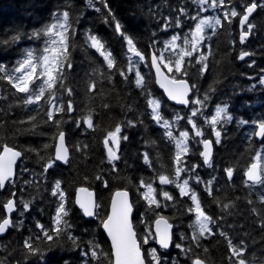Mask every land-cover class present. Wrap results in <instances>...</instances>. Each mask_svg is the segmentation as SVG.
<instances>
[{
  "label": "trees",
  "instance_id": "1",
  "mask_svg": "<svg viewBox=\"0 0 264 264\" xmlns=\"http://www.w3.org/2000/svg\"><path fill=\"white\" fill-rule=\"evenodd\" d=\"M251 1L231 0L229 4V0H225V7L212 8L210 3L200 5L194 0H91V4L89 0H0V62L8 72L29 49L42 56L47 46L44 41L48 38L29 39L28 35L54 23L56 16L69 11V47L61 77L64 87H60L61 80H58L53 89L57 97L54 102L57 106L63 104L65 110L55 113L54 121H48L46 115L51 107L47 92L38 105H25V94L17 93L6 79H0V151L7 144L22 152L14 183L6 184L5 189L0 190V202H6L15 192L17 211L12 214V219L14 222L23 221L19 228H9L0 236V264H82L84 259L89 264H102L103 259L93 260L90 253L88 257L81 256L82 250L88 251L89 241L99 245L98 253L106 251L110 264V245L101 229V221L107 215L111 194L117 188L130 191L135 209L133 224L140 241L152 233L151 222L156 216H166L174 224L173 243L169 250L160 248L154 239L142 245L147 264L150 259L147 252L151 248L164 258L163 264H192L196 257L207 264H238L239 258H243L246 264H264V184L248 182L243 174L259 152L264 179V138L253 135L257 126L254 122L264 121V84L260 83L264 78V0H256L260 6L249 17L254 27L243 43L239 36L240 16L231 18L232 23L224 20V12L230 11L232 5L243 13L242 5ZM181 8L185 9L186 15L181 14ZM207 17H219L221 25L216 26L215 31L206 27V39L196 45L191 57H185L187 75L168 72L177 78H186L196 86L190 99H203L205 94L211 97L201 112L192 118L204 132L202 137H195V130L187 117L193 108L201 106L190 103L184 108L170 103L155 83L149 54L154 51L158 56L163 55L167 62L174 61L181 49L192 51L190 42L195 40L192 35L195 25L199 19ZM177 19L179 27L176 26ZM117 22L122 31L133 38L136 49L145 57L143 61L127 51L125 40L115 30ZM165 24L169 25L166 29ZM244 30H248L247 25ZM88 34L97 35L113 53L115 68L109 70L106 61L85 44ZM174 35L180 37L176 41L177 47L175 50L166 48L165 44ZM15 36L20 39L12 42ZM241 52L251 55L241 60ZM201 55L207 56L203 63L208 65L203 74L200 72L203 64L197 62ZM69 63L71 68L67 67ZM130 67L132 71H129ZM37 71L39 73L40 69ZM121 71L127 79L120 75ZM136 71L141 73L144 87H137ZM93 84L95 88L90 90ZM67 88L73 90L71 96ZM149 99L161 102L163 118L172 122L168 130L172 131L173 139L170 140L165 135L166 130L151 119ZM69 100L72 101V111H67ZM218 104H227L233 117L222 128L217 125L222 132L220 144L215 143L211 125L207 122L215 114ZM177 114L183 119L175 120ZM88 115L92 116L93 128L84 123ZM240 120L249 123L241 125ZM55 121H59V126ZM128 121H133L135 126H129ZM118 124L122 126L120 136L128 139L120 141L117 153L120 159L109 163L103 141L107 132L113 131ZM59 131L65 132L70 150L68 163L57 161L42 175L45 162L54 158ZM182 131L189 132V152L182 155L181 163L177 165L175 140L180 138ZM203 138L213 141L212 167L205 165L200 156L199 141ZM145 153L149 155L150 164L144 162ZM194 165L198 167L192 171ZM178 166L184 171L177 180L175 169ZM227 168L233 169L231 179L226 175ZM160 175L169 176L174 183L160 184ZM98 176L101 179H97ZM185 179L197 193L206 214L213 218L209 224L213 234L206 233V238H200L199 246L191 239L195 213L188 210L194 207L190 194L181 196L176 187ZM56 180L61 181L65 193V206L70 212L65 219L72 226L67 231L78 237L76 244L68 239L67 231L52 242L35 239L37 235L42 237L36 227L37 221L51 230L59 203L58 196L51 194ZM141 181L156 189L159 208H149L143 199L147 188L141 187ZM79 185L96 191L98 215L94 218H85L74 205V192ZM209 187L211 195L206 191ZM164 191L173 199H165ZM20 200L32 201L23 216L20 215L23 211ZM4 215L0 203V218ZM144 226L146 233L142 235ZM182 236L185 238L181 239ZM29 237L33 238L35 247L45 252L43 259L31 255L24 247V241ZM228 239L237 248L245 249L242 257L232 256ZM175 244L190 247L192 251H181ZM50 245L52 250L48 251Z\"/></svg>",
  "mask_w": 264,
  "mask_h": 264
},
{
  "label": "snow or ice",
  "instance_id": "2",
  "mask_svg": "<svg viewBox=\"0 0 264 264\" xmlns=\"http://www.w3.org/2000/svg\"><path fill=\"white\" fill-rule=\"evenodd\" d=\"M195 3L204 5L209 4L212 8L216 7H225V0H194ZM91 4V0H89ZM229 4H231V0H229ZM107 6V5H105ZM256 3V0H252L250 4L242 5L243 13H240L236 10V6L232 5L230 11L224 12V20H227L229 23H232L231 18H235L240 16L239 25L241 27V35L240 41L243 43L246 37L251 32L254 27L249 22V17L252 13L259 7ZM98 11V9H97ZM109 9V13H110ZM181 14L186 15V11L184 8L180 9ZM196 19V17H192ZM221 25V19L219 17H207L199 19V22L195 25V31L192 35L195 37V40L191 41L192 51L188 49H181V51L177 54V58L174 61L165 62V57L163 55L157 56L156 54L152 55V66L155 67L158 83L160 86L165 89L167 96L170 100L175 101L176 103L184 106H188L190 103L201 106L197 108H193L191 110V115L187 117L188 123L192 125V128L195 130V137H202L204 135L203 130H201L198 125L193 121V117H196L198 113L201 112V108L206 106V102L210 100V95L205 94L203 99L196 98L190 99L189 93L195 89V85H189L186 80L176 79L175 75L173 76H165L161 72V64L165 68L168 69L169 73L173 71L178 74L187 75L185 70V57H191L194 50H196V45L201 41L205 40L204 36L205 28H211L215 31L216 26ZM247 25V31H244V26ZM176 26H180V22L177 19ZM165 29L169 27L168 24L164 25ZM115 30L119 33L126 42L127 51L135 54L139 60L143 61L145 59L144 55L138 51L134 45V40L131 36L125 34L122 31L121 25L117 22L115 24ZM41 37H47L45 40V44L47 45L43 49V55L38 56L34 54V51L29 49L26 52L22 53L21 59L16 61V64L12 67L11 72H8L5 66L0 62V79H6L12 88L16 90L17 93L25 94L23 98V103L25 105H33L39 104L42 99L45 98V93L47 92L50 96L48 103L51 107L47 110L46 115L48 117V121H54V114L63 112L64 106L63 104L57 106L54 102L57 97L53 89L57 87V81L61 80L62 70L64 66V61L67 59V52L69 47V11H64L62 16H56L55 22L51 24H46L42 29L37 30L28 35L29 39H39ZM180 37L178 35H174L171 37V40L165 44L166 48H172L175 50L177 47L176 41ZM20 39L19 36L13 37L12 42H17ZM186 43H189L185 40ZM4 43H9L8 41H4ZM85 44H88L91 49H94L104 61H106L107 68L109 70L116 67V60L113 57V53L108 50L105 44L101 41V39L95 34H88L85 39ZM251 55L248 52H241L239 59L243 60L246 56ZM207 60V56L201 55L198 63L203 64L200 69L201 74L208 70V65L203 63ZM129 62L131 64V58H129ZM68 68H71L72 65L69 63L67 65ZM40 69L39 73L37 69ZM133 69L130 67L129 71ZM121 76H124L127 79V76L123 71L120 72ZM135 83L137 87H144V80L139 71L135 72ZM261 84H264V78L260 80ZM60 87H64L62 80L60 83ZM95 88V84L91 85L90 90ZM69 96L72 95V89H66ZM148 106L151 108V119L154 120L157 124L161 125L166 131L165 135L171 140L173 139L172 131L168 130L172 127V122L167 119H164L161 114V102L157 99H149L147 101ZM107 107V105H105ZM72 101L69 100L67 104V111H72ZM30 120H35V117H30ZM183 119L179 114L176 115L175 120L179 121ZM233 120V117L228 112V105H216L215 106V114L211 116L210 121H207L212 128V131L215 136V143H221V130L217 129V125H220L222 128L224 124H227ZM59 126V121H55ZM84 123L87 124L88 128H93V119L91 115H88L84 118ZM241 125L249 123V121L240 120L238 122ZM257 125L258 131L253 133L254 136L259 138H264V121L254 122ZM129 126H135L133 121H128ZM122 132V126L116 125L113 131H108L107 135L103 141L104 146L107 150V158L109 163H113L116 160H119L118 156L119 146L121 139L127 140V136L121 137L120 134ZM180 138L175 140V147L177 149L175 155V163L179 165L181 163L182 155L187 154L189 152L188 148V131L180 132ZM58 144L55 149L54 158L50 157L44 164L43 174L47 173L49 169H52L57 161L68 163L69 160V149L65 144V133L63 131H59L57 135ZM199 143L203 144V151L200 152V156L203 158V163L209 167H212V156H213V141L209 139H203L199 141ZM111 144V146H110ZM22 153L20 151L15 150L12 147H9L7 144L3 145L2 151H0V190L5 189L6 184L14 183L15 178V166L17 159L20 158ZM256 162L252 163L250 167L247 169L245 175L248 181L253 182L254 184H264V179H262V169L260 165L261 154L259 152L256 153ZM144 162L146 164H150L149 155L147 153L144 154ZM198 165H194L192 171H195V168ZM26 170V169H25ZM113 171H115V165L113 164ZM184 171L182 167H176L175 176L177 180L180 178L181 172ZM226 175L228 179L233 177V169L227 168L225 169ZM97 179H101V177H97ZM199 182V177L196 178ZM159 182L162 185L172 184L174 181L169 178L167 175H160ZM26 183H29L26 181ZM105 186H107V182L105 181ZM211 184V181H209ZM141 187H146L147 192L143 194V199L147 201L149 208L151 209L153 206L156 208L160 207V202L157 199L155 192L156 189L153 188L152 184L145 183L141 181ZM176 187L179 189L181 196H189L194 207H190L188 210L190 212L195 213V221L191 227L194 228V232L192 234V241L199 246L200 238H206L205 234H213L212 229L209 227V224L213 222V218L206 214L204 209L201 206V201L195 192V190L189 187V182L187 179L183 181L182 184H176ZM80 193H87L85 197L77 196L76 204L82 210V213L85 217H96L98 213L96 209L98 205L92 198V193L89 192L86 188H80L78 190ZM206 191L209 195L212 194L211 187L207 188ZM51 194L53 196H58L59 203L57 204L56 213L52 220L51 230L45 227V225L41 224L39 221L36 223V227L40 229L42 233V237L37 235L35 239H44L45 241L52 242L55 239L59 238L62 233H65L67 230L71 229V224L68 222L66 217L69 216L70 212L65 206V193L61 188V181L56 180L51 190ZM163 196L167 200H172L173 196L170 195L167 191H164ZM12 198L7 199L6 202L2 203V207L5 210V215L0 218V235L5 234L9 228H19L22 226L23 221L19 220L14 222L11 214L14 211H17V200L15 199L16 193L13 192L11 194ZM20 204L23 205V211L20 212V215L23 216L24 212L28 211L32 201H19ZM133 212V205L128 199L127 191H118L115 193V196L112 199L111 204V212L107 216L106 219L101 221L102 227L106 230L108 237L111 239V256L109 257L110 264H146V256L145 253L142 252V245L148 244L149 239H155L159 244L160 248L168 249L172 244L173 233L171 232L172 225L168 223L167 219L163 216L158 215V218L155 220V233H149V235L145 236L142 241L138 240L137 233L134 231L133 224L131 221V214ZM264 226V225H262ZM87 231V230H86ZM221 235H225L226 233L221 232ZM67 237L69 240H72L74 244H76L78 237H75L71 234L70 231H67ZM185 237H181L184 239ZM32 237H29L24 241V247L28 250V252L33 256H38L41 259L44 258L45 252L38 247H35L32 243ZM89 249L88 251H81L82 257H88L89 253L91 259L96 260L98 258L97 249L99 248L98 244H95L92 241H89ZM243 244V241H241ZM228 246L234 257H242L245 252L244 248H237V246L233 245L232 241L228 239ZM79 247V245H77ZM175 247L181 249L184 252H190L192 249L184 248L181 244H175ZM51 245L49 246L48 251H51ZM207 251V249H205ZM103 255L108 256L107 253H103ZM147 257L150 258L148 260V264H163V259L160 254L157 253L155 248H151L147 252ZM231 258V257H230ZM67 264V262H65ZM82 264H89L87 259L82 261ZM192 264H205V261L196 257ZM238 264H246V261L243 258L238 259Z\"/></svg>",
  "mask_w": 264,
  "mask_h": 264
},
{
  "label": "water",
  "instance_id": "3",
  "mask_svg": "<svg viewBox=\"0 0 264 264\" xmlns=\"http://www.w3.org/2000/svg\"><path fill=\"white\" fill-rule=\"evenodd\" d=\"M250 4V3H249ZM240 31H241V27H240ZM240 35H241V33H240ZM153 54H155L154 53V51H151L150 52V65H151V68H152V71H153V74H154V79H155V83H156V85L163 91V93H164V95H165V97L170 101V102H172V103H174L175 105H177V106H184V105H180V104H178V103H176L175 101H172V100H170L169 98H168V96H167V93L165 92V89L164 88H162L161 86H160V83H158V77H157V73H156V69H155V67H153L152 66V55ZM161 72L163 73V75H165V76H170V75H168V73L165 71V69L163 68V66L161 65ZM176 79H183V80H186L188 83H189V85H190V82L187 80V79H185V78H176ZM190 95H191V92L189 93V98H190ZM190 105V104H189ZM188 105V106H189ZM188 106H185V107H188ZM256 131H258V128L256 129ZM64 132V131H63ZM65 133V132H64ZM259 138V137H258ZM209 139V138H208ZM209 140H211V139H209ZM57 144H58V139L56 138V141H55V145H54V155H55V149H56V146H57ZM65 144H66V146L68 147V145H67V142H66V137H65ZM5 145V144H4ZM202 146H201V152L203 151V144H201ZM9 146V145H8ZM110 146H111V144H110ZM9 147H12V146H9ZM105 147V146H104ZM12 148H14V147H12ZM2 149H3V147H2ZM15 150H17V151H20L19 149H17V148H14ZM68 149H69V147H68ZM105 150H106V148H105ZM2 151V150H1ZM213 151H214V149H213ZM21 152V151H20ZM22 153V152H21ZM106 154H107V150H106ZM69 156H70V150H69ZM21 158H22V155H21V157L20 158H18L17 159V162H16V165H17V163L21 160ZM60 162V161H59ZM256 162V160H254V161H252V162H250L248 165H247V167H246V169L244 170V177H245V179H246V181H248L247 180V177H246V175H245V173H246V171H247V169L250 167V165L252 164V163H255ZM60 163H63V162H60ZM15 174H16V166H15ZM249 182H251V181H249ZM80 188H86L89 192H91L93 195H92V198L94 199V201L96 202V204H97V195H96V191L93 189V188H90V187H88V186H86V185H79V186H77L76 187V189H75V192H74V204H75V206L77 207V208H79V206L76 204V199H77V196L79 195V196H81V197H85L86 195H87V193H80L78 190L80 189ZM118 191H127L128 192V199H129V201L132 203V199H131V194H130V191L128 190V189H125V188H117V189H115L113 192H112V194H111V197H110V201H109V206H108V212H107V215H106V217L104 218V219H106L107 218V216L110 214V212H111V204H112V199H113V197L115 196V193L116 192H118ZM12 198V197H11ZM132 205H133V203H132ZM80 209V208H79ZM81 210V209H80ZM82 211V210H81ZM15 212V211H14ZM13 212V213H14ZM134 212H135V209H134V206H133V212H132V214H131V221H132V224H133V216H134ZM160 216H163V215H160ZM85 217V216H84ZM163 217H165L166 219H167V221H168V223L169 224H171L172 225V228H171V232L173 233L174 232V224L166 217V216H163ZM86 218H88V219H90V218H93V217H86ZM158 218V216H156L153 220H152V223H151V227H152V231H153V233H155V220ZM103 219V220H104ZM133 228H134V225H133ZM101 229H102V231L104 232V234H105V236H106V238H107V240H108V242H109V245H110V251H111V239H110V237H108V235H107V232H106V230H104L103 229V227H102V224H101ZM134 231L137 233V231H136V229L134 228ZM4 235V234H3ZM0 236H2V235H0ZM137 238H138V236H137ZM138 240H139V238H138ZM155 242H156V240H155ZM157 243V242H156ZM172 243H173V240H172ZM158 244V243H157ZM159 245V244H158ZM172 245V244H171ZM171 245H170V247L168 248V249H170L171 248ZM142 252H144L143 251V249H142ZM200 258V257H199ZM195 259V258H194ZM193 259V260H194ZM200 259H202V258H200ZM203 260V259H202ZM205 261V260H204ZM193 262V261H192ZM16 264H18V263H16ZM146 264H147V262H146ZM205 264H207L206 262H205Z\"/></svg>",
  "mask_w": 264,
  "mask_h": 264
},
{
  "label": "rangeland",
  "instance_id": "4",
  "mask_svg": "<svg viewBox=\"0 0 264 264\" xmlns=\"http://www.w3.org/2000/svg\"><path fill=\"white\" fill-rule=\"evenodd\" d=\"M144 221V220H143ZM144 233H146V227L144 226V228H143V232H142V235L144 234ZM101 249V248H100ZM103 249V248H102ZM103 253H106V251L105 250H102V252H99L98 253V258H97V260L98 259H103V260H101L102 261V264H104V263H107L108 264V256H105V255H103Z\"/></svg>",
  "mask_w": 264,
  "mask_h": 264
}]
</instances>
